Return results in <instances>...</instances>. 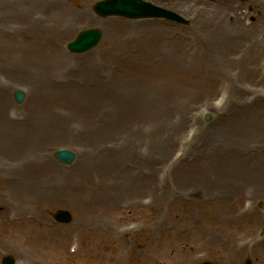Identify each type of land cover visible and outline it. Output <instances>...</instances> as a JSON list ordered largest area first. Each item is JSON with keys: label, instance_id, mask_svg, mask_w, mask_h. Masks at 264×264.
<instances>
[{"label": "rangeland", "instance_id": "obj_1", "mask_svg": "<svg viewBox=\"0 0 264 264\" xmlns=\"http://www.w3.org/2000/svg\"><path fill=\"white\" fill-rule=\"evenodd\" d=\"M97 1L0 0V138L25 141L34 166L49 173L37 212L55 234L34 252L25 233L0 220V264L6 255L18 264H141L119 261L97 226L129 239L144 232L149 211L126 204L89 217L86 207L97 185L118 179L178 186L166 193L178 197V217L188 213L203 230L181 228L189 238L178 252L193 255L187 264H221L199 246L214 230L208 212L247 217L238 229L220 228L221 238L264 242V0H186L194 15L148 0L187 23L101 17ZM94 27L104 33L98 46L70 53L66 45ZM17 90L26 92L21 104ZM60 148L77 153L72 165L55 158ZM126 188L125 200L151 204L150 192ZM60 209L71 222L54 219ZM250 259L243 264H263Z\"/></svg>", "mask_w": 264, "mask_h": 264}, {"label": "bare ground", "instance_id": "obj_2", "mask_svg": "<svg viewBox=\"0 0 264 264\" xmlns=\"http://www.w3.org/2000/svg\"><path fill=\"white\" fill-rule=\"evenodd\" d=\"M158 1H153V3L163 6L160 3L163 2L176 6L183 11L184 15L187 12L193 15L197 12V10L188 11L192 3L188 4L186 0ZM163 7L167 8L165 5ZM25 143V141L22 143V141L9 136L0 138L2 151L0 154V220L8 226L19 228V231L25 233L24 245L33 247L31 249L36 252L43 242L52 244L55 238L53 228L37 212L41 202H44V198L41 199L44 194L43 188L50 185L45 184L43 181L44 176L48 177L49 173L46 174L47 172H42L34 166V150L27 147ZM140 173L145 176L149 174L145 171ZM29 176L35 178L29 181ZM196 179L199 184L207 179V176L200 174ZM147 181L133 180L132 183L129 182L130 184H123L118 179L115 183H101L102 187L97 185L91 192V199L86 203L89 217L93 215L92 212L102 215L104 211H108V208H120L126 204L128 208L135 210L137 205L141 210L150 213L142 234L124 239L118 236L121 232L109 224L101 223L97 226L98 234L103 238L106 237L107 241L113 244L116 258L119 261H122L124 257L133 258L141 264L158 262L161 264H187L191 261L193 255L185 251L178 252V243H183L189 238V233H183L181 228L185 227L184 224H190L196 233H202L203 230L193 225L194 223L190 221L192 219L191 215L188 213L178 217V205L174 202V200H178V197L169 198L166 195V193L178 192V186ZM191 181L196 182L195 180ZM209 181L212 183L211 179ZM96 182L100 183V179L96 178ZM125 186L129 187L126 188ZM111 187H114L115 193L109 192ZM123 188H126L127 191L150 192L153 196L151 204L146 205L144 204L145 200L139 198L137 200H125L124 192H122ZM196 188L197 191L202 192V189H198V186ZM163 197L166 198L163 199ZM164 205L171 207L170 210H167V213L164 211ZM215 216L210 212L205 216L214 224V230L208 232L206 239L199 241L202 252L219 260L221 264H243L244 261L248 262L253 257L259 258L264 264V242L256 238L253 239V242H248L245 236H234L232 232L226 233L223 238L220 237V228L223 229L224 226H228L238 229L242 227V223L247 217L234 212L232 215L227 216V219L226 217L217 218ZM171 220L176 222L174 228L171 226ZM123 233L127 234L129 232L125 230ZM22 264L34 263L27 259Z\"/></svg>", "mask_w": 264, "mask_h": 264}, {"label": "water", "instance_id": "obj_3", "mask_svg": "<svg viewBox=\"0 0 264 264\" xmlns=\"http://www.w3.org/2000/svg\"><path fill=\"white\" fill-rule=\"evenodd\" d=\"M94 11L103 17L111 15H119L132 19L139 18H165L168 20L187 23L178 13L169 9L154 5L145 0H101L94 5ZM103 32L100 28H92L81 30L75 40L68 44V49L72 53H83L95 47L102 39ZM18 103H22L26 94L23 90L15 92ZM210 115L206 119H210ZM55 157L65 164H72L77 154L69 149H59L55 152ZM55 219L59 222H70L72 215L69 211L59 210L55 214ZM16 260L13 256H6L2 264H15Z\"/></svg>", "mask_w": 264, "mask_h": 264}]
</instances>
